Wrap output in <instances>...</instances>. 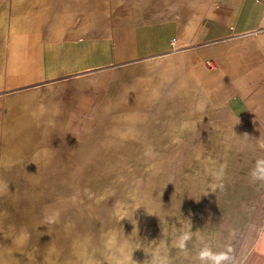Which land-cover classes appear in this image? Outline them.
<instances>
[{
  "label": "rangeland",
  "instance_id": "rangeland-1",
  "mask_svg": "<svg viewBox=\"0 0 264 264\" xmlns=\"http://www.w3.org/2000/svg\"><path fill=\"white\" fill-rule=\"evenodd\" d=\"M82 1L0 0V264H119L131 253L132 264H152L156 250L168 264H199L195 235L187 257L172 246L189 230L214 251L231 248L234 264H243L262 228L263 183L250 171L264 154L190 82L204 80L203 65L172 68L188 54L210 0L165 56L87 80L16 85L42 77L39 18L43 40L58 19L56 27L66 22L68 32L95 38L118 21L113 0H88L87 8ZM160 70L168 75L153 96L145 81ZM85 89L94 91L93 108L75 112ZM57 210L59 222L43 224Z\"/></svg>",
  "mask_w": 264,
  "mask_h": 264
},
{
  "label": "crops",
  "instance_id": "crops-1",
  "mask_svg": "<svg viewBox=\"0 0 264 264\" xmlns=\"http://www.w3.org/2000/svg\"><path fill=\"white\" fill-rule=\"evenodd\" d=\"M205 1L113 0L111 9L116 8L118 21L97 38L87 29L84 34L68 32L66 22L56 27L58 19L52 37L43 40L39 18L38 28L33 32L41 35L42 77L31 82L18 80L16 85L46 79L53 84L72 77L87 80L101 69L165 56L175 48L182 25L195 16L198 6ZM87 2L82 1L83 7L87 8ZM208 9L197 23L186 63L188 70L203 65L199 71L204 80L196 81L191 76L188 79L210 107L227 112L231 120L242 126L249 140L261 145L264 143V2L210 0ZM60 30L62 37L58 36ZM23 47L30 52L27 46ZM21 58L24 59L23 51ZM209 61L213 67L207 65ZM108 73L103 76L109 77ZM93 93L90 89L83 90L75 100L73 111L92 109ZM261 151L264 154V148ZM261 226L243 264H264V208Z\"/></svg>",
  "mask_w": 264,
  "mask_h": 264
},
{
  "label": "clouds",
  "instance_id": "clouds-1",
  "mask_svg": "<svg viewBox=\"0 0 264 264\" xmlns=\"http://www.w3.org/2000/svg\"><path fill=\"white\" fill-rule=\"evenodd\" d=\"M198 110L199 106H198ZM177 142V141H173ZM261 148H264V143L260 145ZM250 178L253 183L261 182L264 183V158H260L256 161L255 166L250 171ZM222 187V186H221ZM4 194L3 187H0V195ZM142 205H137L136 209L141 207ZM147 208V207H146ZM149 212V210L147 209ZM150 213V212H149ZM60 220V212L59 210L52 212L50 214H46L44 217L43 224L52 225L58 223ZM196 237V240L202 245L196 253V259L199 261V264H234V257L232 256V249L228 248L224 251H214L210 244H208L205 240V237L200 235L199 232L193 233L191 230L189 231H180L178 235L174 238L172 242V246L179 250L180 253L184 254L186 257L189 256L188 252V244L193 240V237ZM30 235L27 232H22L20 237L18 238L21 244L27 243ZM114 244V239L109 238L107 241L108 246H112ZM133 253L128 256H125L119 264H132L133 261ZM152 264H168L167 259H162L159 254V250H156L153 253Z\"/></svg>",
  "mask_w": 264,
  "mask_h": 264
},
{
  "label": "bare ground",
  "instance_id": "bare-ground-1",
  "mask_svg": "<svg viewBox=\"0 0 264 264\" xmlns=\"http://www.w3.org/2000/svg\"><path fill=\"white\" fill-rule=\"evenodd\" d=\"M178 45L186 46L184 41H179ZM173 60H174V63L172 65V68L175 71H177L178 73L183 74L184 69H185L184 68L185 64L187 63V54H182V55L176 56ZM167 75L168 74L166 73L165 70H160V71H157L154 75L150 76L148 79H146L145 86L150 90L149 92L151 95H153V96L158 95V90L156 89V86L162 80L166 79ZM31 99H32V96H29L28 100H31ZM26 115L29 117V119L35 118L34 115L31 113L26 114ZM16 130L17 131L19 130L21 132V128H17ZM13 131H15V130L13 129Z\"/></svg>",
  "mask_w": 264,
  "mask_h": 264
},
{
  "label": "built area",
  "instance_id": "built-area-1",
  "mask_svg": "<svg viewBox=\"0 0 264 264\" xmlns=\"http://www.w3.org/2000/svg\"><path fill=\"white\" fill-rule=\"evenodd\" d=\"M257 3H261V2H264V0H255ZM207 65L208 66H211L212 67V62H207Z\"/></svg>",
  "mask_w": 264,
  "mask_h": 264
}]
</instances>
